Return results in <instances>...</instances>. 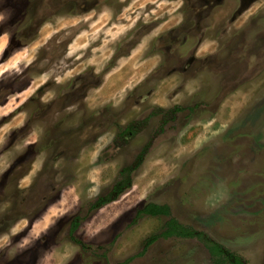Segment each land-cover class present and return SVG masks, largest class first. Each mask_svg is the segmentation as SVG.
Listing matches in <instances>:
<instances>
[{
	"label": "rangeland",
	"instance_id": "obj_1",
	"mask_svg": "<svg viewBox=\"0 0 264 264\" xmlns=\"http://www.w3.org/2000/svg\"><path fill=\"white\" fill-rule=\"evenodd\" d=\"M84 1L0 0V264H264V0Z\"/></svg>",
	"mask_w": 264,
	"mask_h": 264
},
{
	"label": "trees",
	"instance_id": "obj_2",
	"mask_svg": "<svg viewBox=\"0 0 264 264\" xmlns=\"http://www.w3.org/2000/svg\"><path fill=\"white\" fill-rule=\"evenodd\" d=\"M9 49H14V45L11 43ZM131 124L128 125V127L124 130L125 133L128 131H131ZM136 133V130L133 134ZM147 150V146L143 149L142 153H140L137 162L135 163L136 166L141 165V163L144 160L145 154ZM132 167V166H131ZM132 168H129L127 171L131 170ZM122 184V185H121ZM118 182L117 191L118 195L124 192L126 189L131 187L132 181L131 178H129L126 181H122V183ZM112 198L109 197H98L96 202L93 204V208L100 207L104 205L105 203L109 202ZM152 215V216H168V220L165 224L164 230L158 234L154 235L151 238L148 239V244L152 243L156 239L160 237L164 238H170V237H182V238H202V234L195 229L186 226L182 223H180L175 217L171 215V209L167 204H158L154 202H149L144 204L139 210L138 215ZM77 221L74 222V227H77ZM207 247L211 253V255L214 258L215 264H246L243 259L239 255H236L235 253L227 250L223 245L213 242V241H206Z\"/></svg>",
	"mask_w": 264,
	"mask_h": 264
},
{
	"label": "flooded vegetation",
	"instance_id": "obj_3",
	"mask_svg": "<svg viewBox=\"0 0 264 264\" xmlns=\"http://www.w3.org/2000/svg\"><path fill=\"white\" fill-rule=\"evenodd\" d=\"M93 3H94V0H85L84 1V4L83 5H88L89 6V8H86V9H91V10H93L94 9V7L92 8V6H93ZM96 4L97 3H94V6L96 7ZM66 6H72V4H66ZM85 9V10H86ZM84 11V10H83ZM184 29L183 30H185L186 31V33H187V36L185 37V39H184V41H183V43L182 44H177L176 46H178V47H181V46H184L186 43H187V39H188V37H189V35L190 34H192L193 33V31H189L188 30V28H189V26L187 25V26H184L183 27ZM180 32V30L178 29V28H175L174 27V29H172L169 33H171L172 34V37L173 36H176V34L177 33H179ZM196 51H197V47L196 48H194V54H196ZM193 52V51H192ZM193 54V53H192ZM179 58H181V57H179ZM190 58V57H189ZM191 58L193 59V60H195L196 59V57H195V55L194 56H191ZM182 59V58H181ZM184 110V108L182 107V106H180V105H175L174 107H172L171 109H165V108H163V107H160V106H154V107H152V109H151V112H150V114H149V118H151V117H154V116H161V121H162V123L164 124V125H166L169 121H170V119H172L173 118V115H176L179 111H183ZM168 113H169V115H168ZM132 125L131 126V131H128L127 133H125V129L128 127V125ZM130 124H128L123 130H121L119 133H118V136L116 137L117 138V140L118 139H122V141H126L128 138H130V137H132V136H134L135 134H138L140 131H142L143 130V128L145 127V125H146V120L144 121V120H134L133 122H131ZM136 130V133L135 134H133L134 133V131ZM147 145H149V144H147ZM146 145V146H147ZM149 146H151V145H149ZM145 148V147H144ZM144 148H142V150H141V152L143 151V149ZM149 149V148H148ZM148 149L146 150V151H148ZM147 153V152H146ZM134 166V165H133ZM113 193H115V191L113 192ZM116 194V193H115ZM110 198H112L113 199V197L111 196ZM108 203V202H107ZM107 203H105V204H107ZM104 204V205H105ZM103 206V205H102ZM101 207V206H100ZM76 220H77V218H76ZM75 229V228H74Z\"/></svg>",
	"mask_w": 264,
	"mask_h": 264
}]
</instances>
